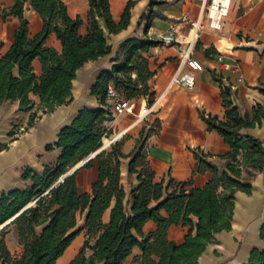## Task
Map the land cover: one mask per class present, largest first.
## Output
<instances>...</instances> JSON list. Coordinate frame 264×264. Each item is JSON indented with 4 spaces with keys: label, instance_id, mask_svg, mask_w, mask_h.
<instances>
[{
    "label": "trees",
    "instance_id": "obj_1",
    "mask_svg": "<svg viewBox=\"0 0 264 264\" xmlns=\"http://www.w3.org/2000/svg\"><path fill=\"white\" fill-rule=\"evenodd\" d=\"M87 1L85 34L79 32L83 20L71 17L61 0H13L9 8H0L1 19L8 16L19 19L11 44L0 55V105L17 100L19 109L29 112L27 127L38 117V110L51 112L72 100V81L77 70L111 52L99 20L108 33L120 32L129 25L131 9L137 0L127 1L118 21L112 18L109 0ZM26 2L42 20V28L33 35H29V22L23 16ZM161 3L164 1H149L150 6ZM52 34L60 42V50L48 45ZM154 45H158L157 40L124 41L123 60L111 70L100 72L90 88L98 107L81 109L59 131L56 163L45 166L41 174L26 169L22 179L30 184L0 196V226L11 219L0 228V264H55L81 232L85 235L83 244L68 264H196L214 235L231 228L235 193L250 194L251 180L264 169V141L241 132L243 128L261 125L264 104L256 103L251 113H242L230 87L215 76L222 88L225 120L210 114H201V118L208 130L223 138L228 151L219 156L225 160L221 170L208 162L207 156L195 152V170L212 173L202 187L186 190L185 183L172 186V180L167 185L155 180L145 148L153 130L145 128L129 155L121 153L123 137L71 172L112 133L107 125L112 119L106 97L109 85L126 99L148 97L151 101L153 93L148 80L152 72L140 52ZM35 59L40 62L39 75L34 71ZM261 91L264 94V88ZM154 126L159 123L156 121ZM46 149L53 147L47 145ZM128 158V179L136 175L138 185L131 188L127 198L120 180V165L122 159ZM94 161L97 179L89 192H82L76 182L77 172L90 168ZM147 221L154 222L157 228L145 234L143 226ZM171 225L188 228L182 243L168 239ZM11 226L21 246L17 256L12 255L5 240L6 229ZM259 237L264 242V220ZM134 247L141 255L127 263ZM245 264H264V248H253Z\"/></svg>",
    "mask_w": 264,
    "mask_h": 264
},
{
    "label": "crops",
    "instance_id": "obj_2",
    "mask_svg": "<svg viewBox=\"0 0 264 264\" xmlns=\"http://www.w3.org/2000/svg\"><path fill=\"white\" fill-rule=\"evenodd\" d=\"M61 1L66 5L71 17L79 16L83 20L79 32L85 34L88 1ZM127 1L109 0L114 21L120 19ZM149 1L137 0L131 9L129 25L116 34L108 33L102 20H99L107 43L111 45V52L77 70L76 78L72 81L70 102L55 107L51 112L38 110V117L29 127V112L21 111L17 100H7L0 105V196L30 184L29 180L22 179L26 169L41 174L45 166H53L56 163L60 152L55 146L59 131L68 126L81 109L98 107L97 99L90 95V88L100 72L111 70L115 63L123 60L124 41H155L157 34L168 30L171 24H178L184 14L194 20L200 13L201 0H163L164 3L152 6ZM228 2L227 14L222 16L220 21L216 20V24L208 25V20L203 16L206 26L199 33L194 50V57L202 62L203 69L193 72L195 83L192 88L173 85L164 91L177 70H188L187 66L179 61L175 47L158 44L140 52L141 56L147 59L149 70L152 72L148 80L150 92L153 93L152 99L164 92L145 123L147 130H153L145 142L148 165L155 173V180L163 181L164 185L172 180V186L185 183V189L189 190L202 187L212 178V173L208 170H195V152L207 156L206 160L220 170L225 166V160L219 156L228 151V146L216 131L208 130L201 118V114H210L225 120L221 84L215 81L213 76L224 85L231 86L233 100L242 113H251L252 106L256 103L264 104V94L261 91L264 88V0ZM12 4L13 0H0V8H9ZM23 16L29 22V35L40 31L42 20L28 2L24 4ZM0 22L1 55L12 42L19 19L8 16L5 20L0 18ZM178 28L180 33L186 35L190 31V24H179ZM47 43L60 50V42L54 34L49 37ZM119 47L122 51L116 54ZM217 54L222 55L223 62L236 66L238 70H221L220 63L216 60ZM33 67L39 75L41 66L38 59L33 61ZM145 102L144 97L130 99L129 113L116 117L111 124L107 123L113 132L128 127L120 149L125 156L133 151L140 137L142 123L135 124L134 120ZM128 115L135 119L127 118ZM156 121L159 123L158 127L154 126ZM10 131L14 133L10 135ZM241 132L264 141V119L261 125L243 128ZM47 145H51L53 149L47 150ZM109 148L110 146H107L103 149ZM128 160L129 158L122 159L120 165V180L127 198L131 188L138 185L136 175L128 179ZM97 175L96 161L90 168L79 169L76 182L80 191L89 192ZM251 183L250 194L237 191L234 195L231 228L214 235L196 264H245L253 248H264V242L259 237V229L264 220V169L256 173ZM103 218L105 221L108 219V211L104 213ZM156 228L154 222L147 221L143 232L147 234ZM187 231V227L171 225L167 230V237L180 244ZM64 254L59 259L63 258ZM140 255L141 251L134 247L126 262L131 263L135 256Z\"/></svg>",
    "mask_w": 264,
    "mask_h": 264
},
{
    "label": "built area",
    "instance_id": "obj_3",
    "mask_svg": "<svg viewBox=\"0 0 264 264\" xmlns=\"http://www.w3.org/2000/svg\"><path fill=\"white\" fill-rule=\"evenodd\" d=\"M215 0H201L200 4V13L198 17L192 20L188 14H184L180 22L178 24H171L168 30L165 32L159 33L156 35V40L158 44L161 46H173L176 48L178 59L181 63L187 66L188 70L181 72L177 70L168 85L166 86V91L173 85H181L186 88H192L195 83V77L193 72L201 71L203 69V64L196 57H194V50L196 47L197 40L199 38V33L204 30L206 26V20H208V25L214 24V18L211 15V7ZM229 2L223 4L219 2L217 4V21H220L221 17L226 15L228 12ZM203 16H205L206 20H203ZM190 24V31L184 35L179 32L178 25L179 24ZM216 60L220 63L221 70H238L236 66H230L229 64L223 62V57L221 54H217ZM231 88L230 85L225 84ZM164 93V92H163ZM163 93L158 97L151 98V101H148V97L145 98L146 102L141 105L140 110L137 114L134 123H144L148 121V116L152 113L153 108L159 102ZM106 97L108 103V110L111 113L112 118H116L122 115L129 113L130 111V100L123 97L119 94L112 85H109L106 92ZM128 131V127L123 128L118 132H114L109 136L110 141L107 143L109 146L116 141L122 139ZM103 148L107 147L102 143ZM95 153H91L85 160H89L95 156Z\"/></svg>",
    "mask_w": 264,
    "mask_h": 264
},
{
    "label": "rangeland",
    "instance_id": "obj_4",
    "mask_svg": "<svg viewBox=\"0 0 264 264\" xmlns=\"http://www.w3.org/2000/svg\"><path fill=\"white\" fill-rule=\"evenodd\" d=\"M0 26H1V22H0ZM121 46V45H120ZM122 49L121 47H119L118 51H116L118 54V52H121ZM120 54V53H119ZM129 119H135L134 117H132V115H128ZM116 118H112L111 120H109L107 123L110 122V124L112 123V120H114ZM145 123L141 124V128H145L147 130V127H145ZM141 129V130H142ZM114 132L112 131V133L110 135H112ZM109 135V136H110ZM82 225V222L78 223V227H80ZM85 239V235L83 232H81L72 242L71 246H69V248L66 250L65 252V256L61 259H59L55 264H68V262L76 255V253L79 251V249L81 248L83 241ZM5 240L7 243V246L10 250V252L12 253L13 256H17L18 254L21 253V246L18 244L17 241V234L15 231L14 227H9L6 229V236H5ZM130 262V261H129Z\"/></svg>",
    "mask_w": 264,
    "mask_h": 264
},
{
    "label": "bare ground",
    "instance_id": "obj_5",
    "mask_svg": "<svg viewBox=\"0 0 264 264\" xmlns=\"http://www.w3.org/2000/svg\"><path fill=\"white\" fill-rule=\"evenodd\" d=\"M219 2H222L223 4H226L228 3V0H215V2L213 3V6L211 7V15L212 17L214 18V23L216 24V19H217V16H216V12H217V4ZM110 141V138H106L103 140V144L105 146H107V143Z\"/></svg>",
    "mask_w": 264,
    "mask_h": 264
},
{
    "label": "water",
    "instance_id": "obj_6",
    "mask_svg": "<svg viewBox=\"0 0 264 264\" xmlns=\"http://www.w3.org/2000/svg\"><path fill=\"white\" fill-rule=\"evenodd\" d=\"M103 149V146H101L97 151H96V153L95 154H97L99 151H101ZM87 160H82L81 162H79V164L77 165V166H74L72 169H71V172H74L76 169H78L80 166H82L85 162H86ZM11 220V219H10ZM10 220H8L6 223H8ZM5 223V224H6ZM5 224H3V225H5ZM2 225V226H3ZM2 226H0V228L2 227Z\"/></svg>",
    "mask_w": 264,
    "mask_h": 264
}]
</instances>
